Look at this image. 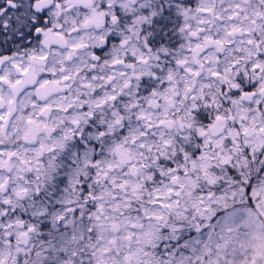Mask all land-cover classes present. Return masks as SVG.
<instances>
[{
	"label": "snow or ice",
	"instance_id": "obj_1",
	"mask_svg": "<svg viewBox=\"0 0 264 264\" xmlns=\"http://www.w3.org/2000/svg\"><path fill=\"white\" fill-rule=\"evenodd\" d=\"M0 264H264V0H0Z\"/></svg>",
	"mask_w": 264,
	"mask_h": 264
}]
</instances>
